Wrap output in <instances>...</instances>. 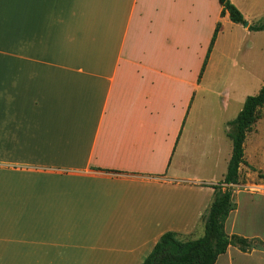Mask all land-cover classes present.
Wrapping results in <instances>:
<instances>
[{
    "label": "crops",
    "instance_id": "crops-1",
    "mask_svg": "<svg viewBox=\"0 0 264 264\" xmlns=\"http://www.w3.org/2000/svg\"><path fill=\"white\" fill-rule=\"evenodd\" d=\"M230 2L248 25L264 17V0ZM221 11L219 0H0V264H142L165 232L203 235L232 153L226 123L250 95L208 81L250 89L249 50L263 48L235 38L248 25ZM204 91L220 112L238 102L235 115H198ZM260 123L224 222L260 247L228 244L214 264H264V192L249 187L264 186Z\"/></svg>",
    "mask_w": 264,
    "mask_h": 264
},
{
    "label": "trees",
    "instance_id": "trees-1",
    "mask_svg": "<svg viewBox=\"0 0 264 264\" xmlns=\"http://www.w3.org/2000/svg\"><path fill=\"white\" fill-rule=\"evenodd\" d=\"M227 12L234 23L244 24L242 13L238 8L225 0L221 13ZM250 31L264 30V17L256 23L249 24ZM221 29L218 22L214 29L201 72H203L213 41ZM264 106V82L255 94L247 95L236 117L226 123V135L232 141V153L223 179L213 185L214 195L204 215L203 235L196 239H181L173 231L165 232L146 256L142 264H214L217 257L226 250L228 244L238 246L246 251L255 247V239L232 234L224 230V222L233 209L232 192L223 188V184H235L239 178V166L244 163V140L246 134L258 119L259 109Z\"/></svg>",
    "mask_w": 264,
    "mask_h": 264
},
{
    "label": "rangeland",
    "instance_id": "rangeland-1",
    "mask_svg": "<svg viewBox=\"0 0 264 264\" xmlns=\"http://www.w3.org/2000/svg\"><path fill=\"white\" fill-rule=\"evenodd\" d=\"M248 36H242V34H237L235 38H237L238 40L244 41V45L248 46L249 44L252 43H256V44H262L263 43V48L262 50L257 48V47H252V50H249L250 54H259L258 57V62L253 66V68L255 69V77L258 79L256 81H252L251 82V88L249 89L250 83L249 82H242V81H237L234 80V76L233 75H229L228 79L223 80V81H208V84H210L211 87L216 86L215 88H221L222 92L226 95L229 93V89L231 87H234V95H236V98H238V95L240 94V87L245 86L247 89H244L242 92H246L250 90V93L247 94H255L259 88V86L262 85V83L264 82V38L259 37V35L256 34V32L254 31H250L247 33ZM262 55V57L260 58V56ZM240 62V58L238 59ZM237 63V62H236ZM241 65V64H239ZM239 66H235L232 67V69H234L233 71L230 70L231 67H229L228 70H230L231 72H234ZM225 68V66H224ZM228 68V67H227ZM257 88V89H256ZM208 92H205L202 94V98H206L209 99L210 101L208 102H201L199 103V108L200 111L198 112V115H206L208 114V116L213 120V122H217L222 115V112L224 114V116H227L229 118H232V116H234L235 114L233 112H236V108L237 106H239V103L234 101L232 102V100L229 102V108L228 109H224L223 111L221 110V112L219 111V107H217V104H213V98L216 99V101L218 102V99L216 98L215 95H212L211 97H209ZM238 101V100H237ZM264 117V106L261 107L259 109V113H258V118ZM228 118V119H229ZM216 119V120H215ZM258 120V119H257ZM214 125V124H213ZM259 131L258 133H260V135H262V137L264 138V131H263V127L264 124H259ZM214 130H215V125H214ZM261 130V131H260ZM256 136V135H252ZM258 182V181H256ZM255 246L260 247V242L258 240H255Z\"/></svg>",
    "mask_w": 264,
    "mask_h": 264
},
{
    "label": "built area",
    "instance_id": "built-area-1",
    "mask_svg": "<svg viewBox=\"0 0 264 264\" xmlns=\"http://www.w3.org/2000/svg\"><path fill=\"white\" fill-rule=\"evenodd\" d=\"M222 186L223 188H227L231 190V188L233 187V184H223ZM249 187L252 191L264 192V186L261 184H253V185H250Z\"/></svg>",
    "mask_w": 264,
    "mask_h": 264
},
{
    "label": "water",
    "instance_id": "water-1",
    "mask_svg": "<svg viewBox=\"0 0 264 264\" xmlns=\"http://www.w3.org/2000/svg\"><path fill=\"white\" fill-rule=\"evenodd\" d=\"M225 2V0H219V3L220 4H223ZM244 26H247L248 25V23L247 22H244V24H243Z\"/></svg>",
    "mask_w": 264,
    "mask_h": 264
}]
</instances>
